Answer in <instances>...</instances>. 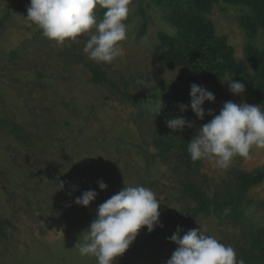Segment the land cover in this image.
<instances>
[{"label":"rangeland","instance_id":"1","mask_svg":"<svg viewBox=\"0 0 264 264\" xmlns=\"http://www.w3.org/2000/svg\"><path fill=\"white\" fill-rule=\"evenodd\" d=\"M29 4L0 0V19L9 13L0 28V264H96L95 258L81 257L75 245L98 205L125 182L156 194L160 225L157 233L143 228L114 264H166L177 248L169 238L178 227L182 236L201 225L236 252L248 238H258L264 230V180L249 190L237 222L225 216L201 215L192 221L183 216V182L200 185L210 196L228 197L235 192L238 171L264 168V150L235 157L227 170L207 160L196 166L181 163L183 153L170 147L178 132L166 121L183 117L194 123L185 129L191 140L213 118L210 112L219 114L226 98L197 78L216 97L203 105L201 120L190 107L187 88L162 87V82L172 85L180 75L193 73L158 57L161 35L175 36L178 29L163 10L152 0H131L123 55L109 65L87 58L85 37L64 44L44 37L26 18ZM244 13L250 10L219 0L206 16L217 36H227L236 61L251 71L245 49L252 45L264 52V29L246 31L240 23ZM91 67L101 69L106 80L95 82ZM222 80L223 93L233 102L260 105L248 88L236 95ZM181 104L188 106L186 111ZM12 120L20 130L11 126ZM156 138L166 141V148ZM101 180L106 190L99 188ZM86 190H95L96 199L88 207L77 205L75 199Z\"/></svg>","mask_w":264,"mask_h":264},{"label":"clouds","instance_id":"2","mask_svg":"<svg viewBox=\"0 0 264 264\" xmlns=\"http://www.w3.org/2000/svg\"><path fill=\"white\" fill-rule=\"evenodd\" d=\"M131 0H30L26 18L42 35L55 42H79L85 37L83 52L90 61L112 64L123 55L122 42L127 39ZM103 9L102 18L97 10ZM143 82V81H141ZM227 82L236 95L245 92V85L234 79ZM192 111L204 119L205 102L216 97L207 88L193 83L190 88ZM186 111L187 105H180ZM197 129L187 143L192 162L207 160L227 170L235 157L247 158L253 149L264 150V107L247 102L226 101L219 114ZM172 132H183L194 123L183 117L166 121ZM101 190L107 189L102 180ZM61 184V189H63ZM95 190H86L75 203L88 207L96 199ZM160 200L142 185H130L112 195L96 209L95 219L78 239L75 248L81 257L95 258L96 264H114L136 240L143 228L151 233L160 225ZM178 227L169 238L177 245L166 264H245L235 249L207 234L204 228L189 229L181 236Z\"/></svg>","mask_w":264,"mask_h":264},{"label":"trees","instance_id":"3","mask_svg":"<svg viewBox=\"0 0 264 264\" xmlns=\"http://www.w3.org/2000/svg\"><path fill=\"white\" fill-rule=\"evenodd\" d=\"M156 7L164 12L169 22L178 27L177 35H161L162 44L158 48V57L164 59L172 68L185 67L193 73L190 76L180 75L172 85L161 83L165 89L175 91L185 87L190 91L191 85L196 79L217 87L214 90L222 94L226 101H232L223 93L221 80L228 77L245 85L256 97L257 102L264 107V52L252 45H247L245 52L247 61L251 64L249 71L241 66L235 59L234 49L229 45L227 36H217L213 22L206 16L219 0H152ZM232 5L247 7L250 13H244L240 18L241 25L250 34H256L259 29H264V0H226ZM101 9L100 16L103 12ZM9 17V13L0 19L2 28ZM93 80L97 83L106 80L104 72L96 67H91ZM197 84V83H196ZM130 99L136 100L133 95ZM218 114V113H215ZM11 126L20 130L15 121H10ZM167 129V128H166ZM170 147L183 153L181 163L196 166L187 152V143L190 138L187 132H178ZM155 142L158 143L157 138ZM163 141L158 146L166 148ZM169 147V148H170ZM242 158V157H240ZM235 194L230 196H210L200 185L192 181L182 183L180 198L186 202L183 216L187 220H195L201 215H216L220 218L231 219L235 222L243 217V206L248 203L249 190L264 180V168L256 171H238ZM153 233H157L155 228ZM3 234L0 223V235ZM244 246L237 253V258H243L245 264H264V230L258 238H248Z\"/></svg>","mask_w":264,"mask_h":264}]
</instances>
